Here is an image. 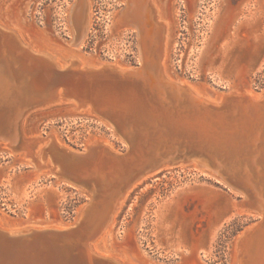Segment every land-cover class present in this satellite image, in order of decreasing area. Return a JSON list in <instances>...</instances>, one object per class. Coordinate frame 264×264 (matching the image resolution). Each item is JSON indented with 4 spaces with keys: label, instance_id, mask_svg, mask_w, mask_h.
<instances>
[{
    "label": "rangeland",
    "instance_id": "1",
    "mask_svg": "<svg viewBox=\"0 0 264 264\" xmlns=\"http://www.w3.org/2000/svg\"><path fill=\"white\" fill-rule=\"evenodd\" d=\"M73 2L0 0V24L14 30L23 43L62 63L71 58L92 66L105 56L116 66L140 65L138 31L125 24L116 26L115 14L123 8L122 0H87L88 30L79 47L70 45L75 33L70 21ZM151 3L165 21L162 64L169 79L184 82L211 99L238 84L253 97L264 92V0ZM259 100L264 103L263 94ZM74 107L65 101L30 110L22 119V131L26 137L42 134L44 143L53 140L67 149L82 151L90 141H102L114 149L125 147L88 108ZM228 108L234 117L219 114L211 121L214 124L201 122L204 132L196 134L194 147L212 165L222 163L223 179L230 177L231 183L246 186L254 196L246 177L257 187L264 183V111L248 113L235 104ZM240 115L245 117L238 122ZM158 139L163 137L146 143V163L185 154L184 143L173 145L172 138ZM183 158L173 164L162 161L142 177L90 247L122 264H232L238 240L250 227H258L261 217L243 212L242 194L214 169ZM28 160L26 154H13L0 142V221L19 223L45 214L74 217L86 195L59 185L49 168L42 169L38 177L41 173L32 170L38 164H28Z\"/></svg>",
    "mask_w": 264,
    "mask_h": 264
},
{
    "label": "water",
    "instance_id": "2",
    "mask_svg": "<svg viewBox=\"0 0 264 264\" xmlns=\"http://www.w3.org/2000/svg\"><path fill=\"white\" fill-rule=\"evenodd\" d=\"M70 45L76 46L75 40ZM19 47L21 45L17 39L11 38L8 34L3 36L0 32V77L9 86L0 92V142L13 154H26V157L36 164H38L35 161L36 149L41 147V162L49 159L52 170L58 166L59 171L63 173L62 176L54 175L58 184L78 189L80 193L86 195V201L74 217L66 215L51 217L45 214L41 218H28L19 223L1 220L0 264H122L92 252L90 244H93L106 228L110 216L116 211L129 186L141 174L156 169L159 164L157 163L158 166L149 164L141 169L129 167L128 171L121 172L124 168L121 163L131 154V149L119 139L121 138L119 135L122 136L127 128L138 130L139 133L155 129L167 137L170 132L177 131L170 122L175 121L176 117L196 115V111H193L195 106L189 101L187 104L178 103L168 89L165 92L166 97L163 98L159 94L158 86L140 76L138 71L144 65L141 61L138 66H125L127 69L119 70L112 65L114 62L105 56H101L99 62L94 61V69L87 70L92 78L87 81L79 80L84 85L81 92L88 95L87 97L80 98L70 93L74 87L70 79H76L73 72H78L70 67H53L41 89L37 88L36 79L42 70L35 64L37 62L35 58L34 62L27 60L23 56L26 51ZM28 54L31 56L30 52ZM28 54L26 55L30 58ZM3 59L9 61V67H6ZM207 92L210 97H215L213 92ZM65 101L75 102L79 110L88 108L90 114L98 122L103 123L125 146L123 149H115L116 152L104 149V159L110 162L102 161L96 165L97 175L96 171L94 174L91 171L88 177L82 178L70 166H59L57 156L63 150L57 147L53 140L44 143L41 140L42 134L26 137L22 132L21 122L28 111ZM226 102L224 96L219 107L228 112ZM196 134L195 129H190L180 136L172 137V141L169 142H179L181 145L184 143L183 153H188L189 157L196 155L203 158L198 155L202 153L201 150H196L193 144L198 140ZM169 142H164L165 146H168ZM43 146L45 148H42ZM100 146L92 145V157L94 153H99ZM139 146L146 148L147 145L145 143L144 146L141 144ZM63 149L70 151L73 156L86 155L85 148L82 151L64 147ZM109 163L117 164L119 176H109L108 169L111 168ZM37 167V172L41 173L38 176L40 177L43 173L41 170L46 167L42 164ZM101 170L105 174L99 175ZM71 176L77 177V180H72ZM239 205L244 208V213L261 217L259 226H253L248 235L256 233L264 223V213L248 206L245 198ZM32 224L38 229L22 230L19 233L12 231L14 228Z\"/></svg>",
    "mask_w": 264,
    "mask_h": 264
},
{
    "label": "bare ground",
    "instance_id": "3",
    "mask_svg": "<svg viewBox=\"0 0 264 264\" xmlns=\"http://www.w3.org/2000/svg\"><path fill=\"white\" fill-rule=\"evenodd\" d=\"M151 1L152 0H122L124 6H122L123 8L115 14L116 15L115 19H116V26L117 27H123L125 25L130 26V27L132 26V28L134 27L139 33V35H138L139 36V43L138 44L140 45L139 55H140L141 63L144 64L143 67L141 69H139V71H138L140 76L145 80H149L151 84H155L156 86H158L159 87V94L163 98L166 97L165 92H166V89H168V90H170V93L173 95V97L177 100L178 103H182V102L186 103L189 101V103L192 104V106H195L193 111H196L195 112L196 115L190 114V116L176 117L175 121L170 122L171 125L174 127V129H177V131L175 133L170 132V134H168L169 138H172L175 136H180L184 132H188L190 129H192V130L195 129L197 134L199 133V135H202V133L204 131L202 130L201 122L202 123H207V122L210 123L211 121H214L213 120L214 117L217 116V118H219V114L222 116H225V117H227L228 115H231L233 112L230 113V111H228V112L223 111V110H221L223 108L219 107V105L222 103V99L224 96L226 97V101H227L226 104L229 107L232 104H235V105H237L238 108H239V106H241L242 110H244V109H245V111L247 110L248 113H251L254 110L264 111V107H263L264 103H261V101L259 100L260 97L262 96V94L264 96V92L261 93V95L259 97H253L251 95L250 91L247 88H245L244 86H242L241 84L230 87L228 92L224 93L225 95H221L218 99H211V98H208L202 94H198L193 89H191L189 86H187V84H185L184 82L173 81V80L169 79L164 73L163 64H162L164 53H165V39H166L165 21L161 20L159 14L157 13V10L152 5ZM88 18H89V15H88V2H87V0H74V2L71 5L70 21L72 23V26H73V29L75 32L73 34L74 36L72 38V41L75 40L76 46H78V47L82 44V41H83V39L86 35V32L88 30ZM0 29L3 31V32L0 31L3 36H6L8 34V35H10L11 38H14L15 40L17 39L19 41V43L21 45V47H19V49L21 48L22 51L23 50L26 51V52H24L25 54L23 53L24 54L23 56H25L27 60H29V61L31 60L32 62H34L33 58H35V60L37 61V62H35V64L40 66V68L42 70L41 75L39 76V78L36 79L37 88L41 89L42 85L45 82L44 81L45 78L48 77V75H49V73L53 67H55V68H69L70 67V68L76 69L78 71L77 73L73 72L76 79H74V78L70 79V80H72V82H73L72 84L74 86L72 88V90L70 91V93H72V94H74L80 98L88 96V95L84 94L83 92H81L82 86H84V85L79 80H86L87 81L88 79L92 78V75L88 74L87 70L94 69L93 65L92 66H86L88 64L81 65L77 60L71 59V58L64 60L63 63L58 61V60H54L44 50L33 49L30 45L23 43L22 40L20 39L19 35L17 33H15L14 30H10L9 28H7L1 24H0ZM11 45H12V43H11ZM11 45H8V46L12 48ZM28 52L31 53V56L28 54ZM26 54H28V56H30L31 59L28 58ZM3 61H4L3 63L6 65V67H9V65H10L9 61L7 59H3ZM112 65L119 70L127 69L125 66H116L114 64H112ZM32 83H33V81H32ZM6 87L7 88L9 87L7 82L4 81L2 77H0V92L3 89L5 90ZM71 102L75 106L74 109L77 110L78 109L77 104L73 101H71ZM210 104L216 105V107L213 108V106H211ZM241 112H244V111H241ZM245 113H247V112H245ZM245 116H246V114H245ZM232 117H234V116H232ZM244 117L242 115H240L238 117V122H241L242 119H244ZM211 123L214 124L213 122H211ZM215 123H217V121ZM106 125L109 126L108 124H106ZM251 126H252V124H251ZM140 133L138 130H132L130 128H127L125 130V133H123V135H122L124 137L119 135V137H121L120 139L123 141V143L127 144V146H129L131 149V154H129V156H127L121 163L122 165H124V168L121 170V172L122 171H124V172L128 171L127 169L129 167H131V168L134 167L135 169H141L142 167L149 165V164H151L153 166H158L157 163H160L162 161H165V162L168 161L169 163L173 164L172 162H176L178 160H181L183 157L184 158L187 157L190 160H192V159L195 160L198 163L197 165L200 164L202 167H205L206 169L207 168L214 169L216 171V173H218L219 175L222 176V179H223V175H222V172L220 170V167L222 165L221 162H219V164H218L219 167H217L215 165H212L208 160H205L204 158H199L196 155L194 157H189V156H187L188 153L187 154L185 153L180 157H178V156L173 157L172 154H170L169 157H162L161 159L157 158L158 159L157 161L155 159V161L151 160L152 163L151 162L146 163L143 160H145L144 153H145V151H147V149H145L144 147L141 148L139 145L141 144L144 146L145 143L151 144L152 140L156 139L157 137L158 138L161 137V139L163 137V139H164L166 137V135L163 132H160V131L155 130V129H154V131H153V129H151L147 132L142 131V133L141 134ZM168 135H167V137H168ZM234 136H235V134H234ZM217 138H219V137H217ZM158 140H160V139H158ZM162 140H160V141H162ZM55 144L57 145V147H59L63 150L57 156V159L59 158V161L57 160V163L59 164V166L60 165L70 166L71 169L75 173H77L79 176H82V178L88 177L91 174V171L93 174L96 171L95 174L97 175L98 171L96 169V165H99L100 163H102V161H105V163L110 162V160L104 159L103 155H104V149L105 148H108L109 150L116 152V150L107 143H104L102 141H90L87 143V146L85 148L86 155L82 156V155L75 154L73 156V154H71L70 151H64L63 146L58 145L56 142H55ZM96 144L101 145L99 147L100 151H99V153H96V154L94 153V155L92 157V145H96ZM157 145L160 146L159 143ZM173 145H175V143ZM169 146H171V145H169ZM231 146H233V145H231ZM173 147H175V146H173ZM180 147H182V146H180ZM184 147H183V150H184ZM64 148H66V147H64ZM40 151H41V147H37V149H36L37 155H36L35 161H37L38 165L42 164L46 168H49L53 172L54 175L62 176L63 173H62V171L61 172L59 171L58 166L54 167L52 170V167L49 164V159H47L45 162H40V159H39V155L41 153ZM152 151H153V149H152ZM182 153H183V151H182ZM157 155H158V153H157ZM168 155H169V153H168ZM199 156H201V155H199ZM158 157H160V156H158ZM201 157H203V155ZM151 158H153V157H151ZM135 159L136 160L138 159L137 162L134 161ZM149 159L150 158H148V161H149ZM165 162H163V163H165ZM27 163L29 164L30 161L28 160ZM109 164H110L111 168L108 169V174H109V176H114L116 174L115 172L118 171V168H117L118 166H117V164H114V163L113 164L109 163ZM38 165L34 166V169H32L35 171V173H37V171H38V168H37ZM205 168H204V170H206ZM153 170H150L144 174H141L136 179V181L129 186L127 192L138 181H140L142 179V177H144L147 173H149ZM206 171H209V170H206ZM99 173H100L99 175L105 174V172H102V170ZM70 178H72V180H75V181L77 180L76 179L77 177H74V176H71ZM227 178L230 179V177H227ZM228 179H226L224 177L223 180H226V183L229 184V187H232L233 190H236L242 194V198H243V200L245 198L248 206L252 207L253 209H258L261 213H264V183L260 184V187H257L255 184L250 182L249 177L248 178L246 177L247 183H250V186L253 188V193H254V196H253L252 192H251L252 190L250 191L249 188H247L246 186L242 187L240 184L239 185L235 184V183L233 184ZM126 193L123 195L122 199L125 197ZM79 211H80V209H79ZM112 215L110 216V219H111ZM250 228L252 229L253 227H250ZM34 229H38V228L32 224L30 226L23 227V228H14L12 231L15 233H19L22 230L27 231V230H34ZM251 229L244 232L242 237L238 240V243L235 245L236 253L232 258V264H264V243H263L264 242V223L261 226L260 230L257 229L256 233H253V234L251 233L250 235H248V233ZM257 240H259V241H258V244L256 245ZM90 250L92 252L98 254L99 256L110 258L112 260H116L112 255H108L107 253L102 254V251H99V248H98V252L93 250L91 247H90Z\"/></svg>",
    "mask_w": 264,
    "mask_h": 264
}]
</instances>
